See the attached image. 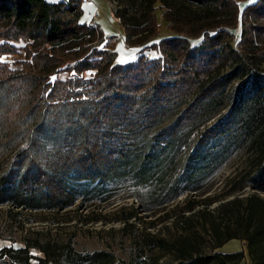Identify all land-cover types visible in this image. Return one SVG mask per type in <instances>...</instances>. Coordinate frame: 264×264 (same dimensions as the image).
Returning a JSON list of instances; mask_svg holds the SVG:
<instances>
[{"label": "trees", "instance_id": "trees-1", "mask_svg": "<svg viewBox=\"0 0 264 264\" xmlns=\"http://www.w3.org/2000/svg\"><path fill=\"white\" fill-rule=\"evenodd\" d=\"M108 1L129 47L157 35L162 10L172 36L151 45L159 58L117 65L114 38L80 22L82 0H0V39L27 42L21 69L0 66V88H30L27 112L39 119L27 146L0 161V206L61 212L75 206L82 186L102 193L127 181L149 211L198 193L242 151L247 168L227 195L251 193L214 208L191 195L166 235L146 236L161 256L137 264H162L165 256L170 264H238L243 252H215L231 240L246 242L251 264H264V0L243 9L248 0ZM61 72L77 77L53 79ZM86 72L92 78L81 77ZM33 260L115 264L111 253H79L70 242L26 239L0 249V264Z\"/></svg>", "mask_w": 264, "mask_h": 264}, {"label": "rangeland", "instance_id": "rangeland-1", "mask_svg": "<svg viewBox=\"0 0 264 264\" xmlns=\"http://www.w3.org/2000/svg\"><path fill=\"white\" fill-rule=\"evenodd\" d=\"M256 1L239 3V7L243 9ZM84 2L81 3L80 22L97 23L104 34L110 35L107 37L114 38L117 65L135 63L142 55L147 60L159 58V52L151 50V45L172 36L161 18L162 10L157 6L155 12L159 25L157 35L141 46L129 47L125 42L123 30L113 14L115 5L108 0ZM233 34V45L236 48L240 34L239 26L233 30ZM199 42L198 38L190 40L191 46H196ZM26 46L27 42L23 39L16 41L0 39V49L12 48V54L0 55V66L6 67L10 74L21 69L20 62L24 61ZM93 74L94 72H86L81 77L89 79ZM74 77L77 75L61 72L53 76V79L65 80ZM31 100V89L21 84L6 83L0 88V161L6 160L14 152L27 146L34 135L33 126L39 119L27 112ZM246 160L244 152L234 153L207 178L198 193L184 194L165 207H154L149 211L139 206V200L134 197V190L127 181H117L102 193H100L102 189L94 191L90 187L82 186L77 189L78 200L75 206L61 212L10 210L9 206L2 205L0 249L22 247L24 240L27 239L41 242H70L79 253L108 252L114 256L115 264H137L139 258L159 257L161 251L146 245V236L166 235L165 226H169L184 205L193 199L191 195H196L195 201L205 200V203L215 201L211 206L214 208L220 202L234 198L235 195L245 197L251 193L249 188H245L239 193L227 195L232 190L234 179L247 168ZM144 193L143 196L147 195ZM259 196L264 199V194L261 193ZM198 208L196 204L195 209ZM172 231L169 230L168 233ZM215 252L223 254L243 252L244 257L238 264H251L245 241L231 240ZM31 253L43 257L37 251ZM165 257L160 262L170 264L169 256ZM31 264L39 263L33 260Z\"/></svg>", "mask_w": 264, "mask_h": 264}, {"label": "crops", "instance_id": "crops-1", "mask_svg": "<svg viewBox=\"0 0 264 264\" xmlns=\"http://www.w3.org/2000/svg\"><path fill=\"white\" fill-rule=\"evenodd\" d=\"M47 2H49V3H59V2H65V1H67V0H46ZM85 1H87V2H91V0H85ZM82 2L83 3H85L84 2V0H82ZM82 3V4H83ZM111 16H112V13H111ZM113 17V16H112ZM116 21H118V20H116ZM92 23V22H91ZM89 24V23H88ZM94 24H97V23H94ZM98 25V24H97ZM124 34V33H123ZM106 37L107 36H110V35H107V34H104Z\"/></svg>", "mask_w": 264, "mask_h": 264}]
</instances>
